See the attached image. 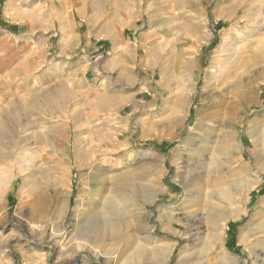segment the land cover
Instances as JSON below:
<instances>
[{"label": "rangeland", "instance_id": "374dc122", "mask_svg": "<svg viewBox=\"0 0 264 264\" xmlns=\"http://www.w3.org/2000/svg\"><path fill=\"white\" fill-rule=\"evenodd\" d=\"M12 118L0 264H264V0H0Z\"/></svg>", "mask_w": 264, "mask_h": 264}, {"label": "bare ground", "instance_id": "6f19581e", "mask_svg": "<svg viewBox=\"0 0 264 264\" xmlns=\"http://www.w3.org/2000/svg\"><path fill=\"white\" fill-rule=\"evenodd\" d=\"M173 7V6H172ZM174 10V9H173ZM173 13V11H172ZM256 23V22H255ZM254 23V24H255ZM253 24V23H252ZM218 76V75H217ZM45 103H50L49 100H47ZM46 106V105H45ZM53 106V105H52ZM49 109V108H48ZM21 119V118H20ZM24 120V119H23ZM10 124H14L17 127L20 128L19 135H23L24 132L26 131L27 127L30 125V121L29 120H25L24 122H20L19 119H15L12 118L9 121H4L2 122V124L0 125V166L1 167H6L8 164L7 162H12L15 158V154L18 153L20 155H22L23 153L25 154L26 151H28V149L25 151L23 150V148H21V144L23 142H25L26 140H24V137L22 136H18V138H16V135L14 136V133L9 129V125ZM238 134V133H237ZM236 134V135H237ZM209 135V134H208ZM218 137V136H217ZM239 137V136H238ZM2 138H4L5 140L8 141V143L11 145V150H8V147L5 146V142H3ZM241 138V137H240ZM210 139V138H209ZM28 140V139H27ZM7 145V144H6ZM118 149V148H117ZM22 151V152H21ZM25 151V152H24ZM19 158V157H18ZM139 159H141L140 157H138ZM137 158V159H138ZM138 159V160H139ZM226 160V159H225ZM223 163V162H221ZM226 163V162H224ZM12 164V163H11ZM17 165V163H14ZM40 164V163H39ZM49 163H41V165L44 167H47ZM214 164V163H213ZM216 164V163H215ZM214 164V165H215ZM25 165V164H24ZM40 165V166H41ZM214 165H210V166H214ZM224 165V164H223ZM28 167V166H27ZM26 167V168H27ZM35 167V166H34ZM18 169L23 172L25 170L23 164L19 163L18 164ZM30 169V168H29ZM48 169V168H47ZM28 171V170H27ZM6 174V173H5ZM2 176V175H1ZM0 176V189L3 187V185L5 184L6 180ZM198 177V176H197ZM128 181V180H127ZM128 183V182H127ZM123 184V183H122ZM128 185V184H127ZM6 186V185H5ZM4 186V187H5ZM116 212L119 213L120 211L118 210V207L116 206ZM264 210H261L260 213H262ZM220 215L216 214V215H212L210 217V221L212 223H217V220L219 218ZM256 216V215H255ZM110 221V220H109ZM82 227L80 228V230H78L76 232V236L80 239H84V240H90L92 241L91 244L94 246H92V250L95 249V247H99L100 244H102V242L105 239V232L108 231V226L111 224V239L110 241H114V242H118V241H123L122 236L119 234V226L116 225V221L112 220L111 223L108 221H102L100 218L95 217V216H90L87 217L84 221H82ZM49 225L50 223L46 222L44 225L42 226H34L36 228V230L38 232H46L49 229ZM51 227V226H50ZM110 227V226H109ZM36 236V235H35ZM201 238V237H200ZM28 241V240H27ZM0 245H1V250L0 253L3 254L6 251L7 248V244L3 241H0ZM114 255V253H112ZM114 258H116V256H114ZM118 258V257H117ZM121 259V258H120ZM195 259H197L198 261H201L202 259H204L203 257H195ZM232 264H238L239 261H237L236 258H232L231 259ZM230 264V263H229Z\"/></svg>", "mask_w": 264, "mask_h": 264}]
</instances>
